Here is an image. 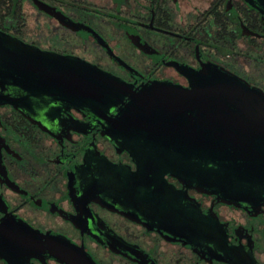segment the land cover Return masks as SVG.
<instances>
[{
    "label": "flooded vegetation",
    "instance_id": "af4514ba",
    "mask_svg": "<svg viewBox=\"0 0 264 264\" xmlns=\"http://www.w3.org/2000/svg\"><path fill=\"white\" fill-rule=\"evenodd\" d=\"M0 34L134 90L189 86L208 67L264 92V0H0ZM118 109L0 78V264H63L7 239L28 228L94 264H264V190L222 189L195 163L117 144Z\"/></svg>",
    "mask_w": 264,
    "mask_h": 264
},
{
    "label": "water",
    "instance_id": "95a60500",
    "mask_svg": "<svg viewBox=\"0 0 264 264\" xmlns=\"http://www.w3.org/2000/svg\"><path fill=\"white\" fill-rule=\"evenodd\" d=\"M73 65L0 34V78L20 91L70 99L100 115L119 105L118 113L107 118L106 130L117 144L140 140L159 159L195 163L199 174L222 189L264 190L260 89L222 69L205 67L191 72L189 86L149 81L134 90L96 66ZM7 239L63 264H94L82 248L57 234L28 228Z\"/></svg>",
    "mask_w": 264,
    "mask_h": 264
}]
</instances>
